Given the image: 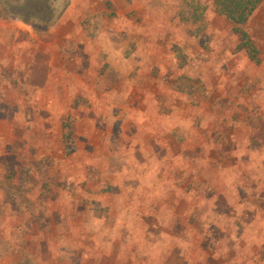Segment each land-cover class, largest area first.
Segmentation results:
<instances>
[{"label": "rangeland", "instance_id": "obj_1", "mask_svg": "<svg viewBox=\"0 0 264 264\" xmlns=\"http://www.w3.org/2000/svg\"><path fill=\"white\" fill-rule=\"evenodd\" d=\"M0 0V264H264V2Z\"/></svg>", "mask_w": 264, "mask_h": 264}, {"label": "trees", "instance_id": "obj_2", "mask_svg": "<svg viewBox=\"0 0 264 264\" xmlns=\"http://www.w3.org/2000/svg\"><path fill=\"white\" fill-rule=\"evenodd\" d=\"M262 2L264 0H216V11L232 21L235 31L241 36L242 47L257 62V47L244 26Z\"/></svg>", "mask_w": 264, "mask_h": 264}]
</instances>
